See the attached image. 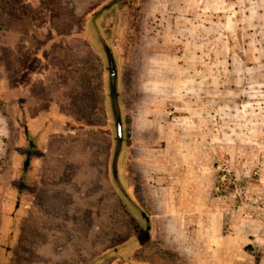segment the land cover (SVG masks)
I'll return each mask as SVG.
<instances>
[{
    "label": "rangeland",
    "instance_id": "374dc122",
    "mask_svg": "<svg viewBox=\"0 0 264 264\" xmlns=\"http://www.w3.org/2000/svg\"><path fill=\"white\" fill-rule=\"evenodd\" d=\"M151 1L156 0H0V264H120L113 250L144 227L104 178L103 145L114 143L116 132L76 127L42 143L35 136L32 145L20 140L17 102L27 99L31 116L46 104L20 88L33 80L39 90L52 77L55 97L63 101L65 82L75 77L89 85L74 99V109L95 115L79 123L103 122L105 86L113 117L120 93L126 121L148 110L163 127L162 134L159 129L147 137L149 143L186 145L167 154L179 162L177 177L199 184L200 207L195 214L164 218L134 256L165 264H264V54L245 61L242 51H204L198 57L168 51L172 46L162 39L159 15L146 16ZM152 34L158 37L152 40ZM161 53H171L186 70L168 77ZM242 63L249 65L247 73ZM118 122L108 127L115 131ZM127 134L125 142L145 139ZM85 144L99 146L91 153V182L70 177V166L79 164L67 166L62 157H73L74 147ZM53 145L66 147L53 151ZM20 149L31 152L30 160L23 153L17 158ZM112 164L117 171L118 158ZM63 169L67 174H56ZM157 240L168 248H159ZM130 253L120 254L121 264H129Z\"/></svg>",
    "mask_w": 264,
    "mask_h": 264
},
{
    "label": "crops",
    "instance_id": "0c3cea01",
    "mask_svg": "<svg viewBox=\"0 0 264 264\" xmlns=\"http://www.w3.org/2000/svg\"><path fill=\"white\" fill-rule=\"evenodd\" d=\"M244 1L240 5L233 3L231 0H156L146 3L145 9L147 17L160 18L158 24L161 26L160 31L163 33L162 39H168L172 46L168 48V51H183V55L197 57L202 56L204 51H209L213 56L218 54L217 51H227L230 55L233 51H242L244 60L247 56H251L253 59L260 58L264 54V0H255L254 4H251V0ZM157 15H159V18ZM156 34H158L157 31ZM150 38L152 40L156 39L154 34ZM175 43L178 45L175 46ZM93 52L98 56L102 55V51ZM161 54L164 57L162 59L164 67L162 66V68L168 72V77H170L171 71L186 70L185 64H183L184 67L180 66L177 59L175 61L171 58V53ZM257 64L261 69L262 65ZM148 65L151 70L154 69L153 62ZM229 66H226L227 70L230 69ZM196 67L197 65L193 64L192 70H195ZM217 68V64H215L216 71ZM249 68V65L242 63V72L247 73ZM78 73L79 71L76 69L74 75L77 77ZM118 75L120 76V73L115 76L118 77ZM48 82L45 83L44 81L39 84V90L35 89L33 80L20 88V90L25 89L27 94L37 95L39 98L44 97L46 100V104L37 108L33 116L30 115L31 111L27 105L29 102L27 99L17 102L14 120L20 128V140L25 142L23 132H27L29 137L35 136L42 143L49 135L59 136L64 134V129H69L73 134L76 127L77 129L82 127V130L96 128V131L108 135H113L116 132L117 136L113 138L114 143L103 145L105 149L104 178L109 189L117 196V199L127 206L130 213L141 217L144 227L124 244L115 247L113 252L117 253L120 264L124 260L120 254L124 250L131 252V256L128 259L126 258L129 264H165L162 261L150 260L148 257L139 258L134 254H138L146 247V244L150 242L149 237L153 230H160V227L157 228V224L163 222L164 218L179 214H195L196 209L200 207L196 202V193L200 192L199 184L194 179L177 177L176 169L179 162L175 159L172 161L170 155L167 154L172 150L184 151L186 145L180 143H166L164 145L149 143L147 137L154 135L155 131L159 129L162 134L163 127L155 121L157 118L153 117V112H148V110L145 113L141 112V114H130L128 116L130 120L126 121L125 116L129 112H126L123 108L120 93H117L119 113L117 117H113L110 106L108 107L105 102V98H107L105 86L102 89L103 122L94 125L95 127H90L93 124L79 123V120L91 119L95 115L93 110L84 116L78 114V109H74L76 106L74 99L78 95H84L89 85L84 84V82L80 84L75 77L70 82H65L63 86L65 93L61 97L65 98L63 101L55 97L53 77ZM166 82L168 86L169 80H166ZM215 82L213 86L217 84V79ZM74 94L76 95L74 96ZM34 104L37 105L36 102ZM38 104H42V101ZM21 120L24 122H20ZM113 120L119 121L115 131L108 127ZM175 131L174 135H177L179 130L176 131L177 133ZM127 132L131 137L143 136L145 139L142 138L143 141L139 143L125 142L122 135H128ZM170 132L172 133L173 130H170ZM182 133H185V131L183 130ZM64 147L66 146L53 145V151ZM98 147L97 145L88 144L79 145L74 147L77 154L73 157L62 156L67 166L74 165L75 162L79 164L73 167L70 166V177L81 179V181L86 178V182H91L96 174V169L91 167L90 164L95 161V157H91V153L96 149L98 150ZM19 155H21L20 150L17 152V158ZM115 158H118L117 171L113 169L112 164ZM63 173L67 174V170L64 171L63 169L62 171L59 170L58 173L56 172L59 176ZM77 182L79 181L77 180ZM124 195L129 197V203ZM155 242L159 244L158 247L161 249L168 248L163 247L158 240ZM128 244L131 246L129 249H121L123 245ZM0 248L3 250L1 245ZM1 256L3 257L2 253Z\"/></svg>",
    "mask_w": 264,
    "mask_h": 264
},
{
    "label": "flooded vegetation",
    "instance_id": "af4514ba",
    "mask_svg": "<svg viewBox=\"0 0 264 264\" xmlns=\"http://www.w3.org/2000/svg\"><path fill=\"white\" fill-rule=\"evenodd\" d=\"M23 139H24L25 142H27L28 145H32L33 144L32 141H31V139H30V137H29V135H27V132H23ZM20 153L21 154L23 153L24 156H25V158L28 159V160H30V158H31V152L24 151V150H21L20 149ZM22 171H27V170H26V168H24Z\"/></svg>",
    "mask_w": 264,
    "mask_h": 264
},
{
    "label": "water",
    "instance_id": "95a60500",
    "mask_svg": "<svg viewBox=\"0 0 264 264\" xmlns=\"http://www.w3.org/2000/svg\"><path fill=\"white\" fill-rule=\"evenodd\" d=\"M145 234H146V232H145Z\"/></svg>",
    "mask_w": 264,
    "mask_h": 264
}]
</instances>
